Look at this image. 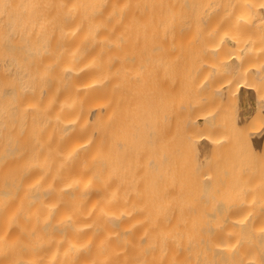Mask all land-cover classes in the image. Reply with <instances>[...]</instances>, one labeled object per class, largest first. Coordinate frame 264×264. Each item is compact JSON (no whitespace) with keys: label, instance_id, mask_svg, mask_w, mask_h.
Here are the masks:
<instances>
[{"label":"bare ground","instance_id":"1","mask_svg":"<svg viewBox=\"0 0 264 264\" xmlns=\"http://www.w3.org/2000/svg\"><path fill=\"white\" fill-rule=\"evenodd\" d=\"M0 264H264V0H0Z\"/></svg>","mask_w":264,"mask_h":264}]
</instances>
